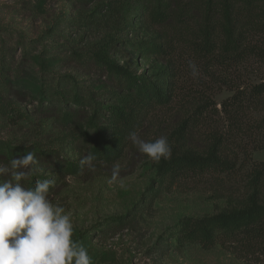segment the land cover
Instances as JSON below:
<instances>
[{
  "label": "rangeland",
  "instance_id": "1",
  "mask_svg": "<svg viewBox=\"0 0 264 264\" xmlns=\"http://www.w3.org/2000/svg\"><path fill=\"white\" fill-rule=\"evenodd\" d=\"M116 1L0 0V166L27 152L36 154L40 171L20 183L34 188L38 175L52 182L51 201L71 214L74 239L87 247L93 264H264V238L252 243L217 239L208 249L175 247L184 218L246 202L252 172L264 163V112L249 94L264 80L263 60L255 53L228 60L219 48L204 45L198 2L181 0L189 1L185 19L175 16L162 26L150 22L139 6H127L132 14L123 17L112 5ZM157 39L164 56L142 48ZM248 41L264 51V35L253 34ZM99 57L136 75L163 65L171 73L173 97L150 111L136 132L141 139L166 136L172 154L203 153L220 140L221 155L232 167L165 178L158 163L130 141L118 160L94 162L90 171L82 163L80 134L88 128L62 124L60 118L72 96L98 106L116 103L118 78ZM189 61L198 77L191 75ZM90 114L86 107L82 115L88 119ZM102 121L108 130L103 136L109 137V122ZM69 161L80 162L81 171L62 174V162ZM114 166L120 176L109 182ZM7 180L8 174L0 175V183Z\"/></svg>",
  "mask_w": 264,
  "mask_h": 264
},
{
  "label": "trees",
  "instance_id": "2",
  "mask_svg": "<svg viewBox=\"0 0 264 264\" xmlns=\"http://www.w3.org/2000/svg\"><path fill=\"white\" fill-rule=\"evenodd\" d=\"M191 1V0H190ZM201 5L200 17L204 35V45L219 48L226 59L245 58L258 54L264 62V51L249 44L253 34L264 35V0H192ZM181 0H120L115 8H121L123 17H130L126 7L142 9L147 19L157 25H168L172 18L185 19L186 3ZM186 5V6H185ZM112 6V8H113ZM135 16V15H133ZM153 55H165L162 39L144 43L142 47ZM107 70L117 76L120 93L115 96L116 103L98 106L84 101L79 96L70 98L69 107L62 112V124L78 123L88 129L80 131L85 148V157L91 153L94 162L112 163L119 159L124 148L130 143V133L137 132L145 118L155 107L169 104L174 94L172 75L163 65L155 72L146 75L133 74L123 65L99 57ZM118 91V92H119ZM260 111L264 112V80L253 85L249 93ZM89 104V105H87ZM236 103L228 104L236 105ZM92 107H91V106ZM88 107L90 117L85 119L83 110ZM104 119L109 122L110 135L103 136ZM103 122V123H102ZM93 129V133L89 132ZM102 130L104 131L102 133ZM182 127L178 135L182 133ZM177 135V136H178ZM1 163V161H0ZM232 167L230 159L223 157L220 140L212 141L203 153L184 150L172 154L168 160L158 163V170L165 178H178L182 175L198 176L209 172H223ZM80 162H62V174H76L81 171ZM37 176V175H36ZM38 181L42 176L38 175ZM9 179L11 176L9 175ZM251 190L246 202L239 208L220 210L201 217L184 218L176 230V248L199 245L208 249L217 239L241 243H252L264 238V163L252 172Z\"/></svg>",
  "mask_w": 264,
  "mask_h": 264
},
{
  "label": "clouds",
  "instance_id": "3",
  "mask_svg": "<svg viewBox=\"0 0 264 264\" xmlns=\"http://www.w3.org/2000/svg\"><path fill=\"white\" fill-rule=\"evenodd\" d=\"M188 66L191 75L198 77L196 64L189 61ZM130 139L155 163L171 158L172 148L166 136L145 141L133 132ZM95 160L96 156L89 153L82 163L95 171ZM39 171L33 151L12 159L10 166H0V175L11 176L0 183V264H93L87 247L74 239L71 214L52 203V182L39 180L34 188L20 183ZM119 176L120 168L114 166L109 182L117 181ZM120 187L125 185L121 183Z\"/></svg>",
  "mask_w": 264,
  "mask_h": 264
}]
</instances>
